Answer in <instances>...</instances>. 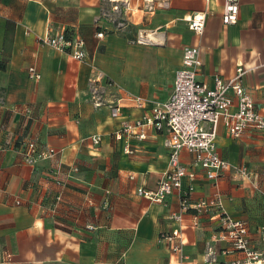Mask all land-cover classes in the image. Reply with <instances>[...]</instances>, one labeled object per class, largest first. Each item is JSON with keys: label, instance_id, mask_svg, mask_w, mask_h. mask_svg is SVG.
<instances>
[{"label": "crops", "instance_id": "crops-1", "mask_svg": "<svg viewBox=\"0 0 264 264\" xmlns=\"http://www.w3.org/2000/svg\"><path fill=\"white\" fill-rule=\"evenodd\" d=\"M199 11L206 14L200 34L187 20ZM239 12L227 25L223 0H0V264H206L218 219L186 214L184 251L175 253L161 233L174 226L169 215L180 207V192L156 203L137 191L155 188L167 170L168 133L148 125L144 140L129 137L127 152L114 131L122 119L151 109L150 102L138 106L136 97H170L186 45L200 47L198 78L209 85L217 74L230 78L246 68L242 82L264 114V0H240ZM67 31L84 39L83 60L42 42L48 33ZM30 66L39 80L28 76ZM94 84L104 103L99 107ZM107 104L120 105L121 116L111 117ZM26 134L61 152L24 163L18 149ZM217 145L253 176L226 172L210 180L183 151L182 161L197 175L184 188L193 186L192 201L221 191L228 213L248 222L251 244L258 246L264 131L236 138L221 121ZM57 161L64 165L63 185L49 177ZM71 165L78 170L67 177ZM215 246L220 253L226 243ZM218 257L230 264L243 254Z\"/></svg>", "mask_w": 264, "mask_h": 264}, {"label": "built area", "instance_id": "built-area-1", "mask_svg": "<svg viewBox=\"0 0 264 264\" xmlns=\"http://www.w3.org/2000/svg\"><path fill=\"white\" fill-rule=\"evenodd\" d=\"M239 8L240 0H223V22L227 25L236 23L239 19ZM187 20L189 27L196 33L204 32L205 13L194 12ZM120 25L123 23L120 22ZM97 35L101 37L104 32L99 31ZM42 42L70 54L77 60H83L87 55L84 39L73 35L68 36L65 32L48 33L42 38ZM200 51L198 45H186L183 49L182 65L175 71L174 89L170 97L162 101H149L145 97H136L135 101L138 106L143 107L150 102L151 109L141 118L122 119L120 127L114 131V136L117 140L124 139L126 151L130 152L129 137L144 140L148 137L146 126L152 125L157 131L165 130L168 133L166 146L169 148V165L167 170L161 175L155 188L139 187L137 191L156 203L164 202L175 190L180 192V207L169 215L174 226L170 232L161 233V239L169 245L170 249L175 253H183L185 244L183 229L186 226L184 216L193 211L194 218L210 215L218 219L212 241L207 243L206 264H225L219 261V254L230 255L235 252L242 253L243 258L232 260L230 264H264V226L257 230L260 245L254 246L251 244L248 222L233 218L228 213L224 204L225 197L221 191L192 201L193 186L189 184L187 188H184V180L186 178L195 179L197 175L182 161L183 151L191 153L194 163L201 167L210 180L216 181L226 172H231L244 179L253 176L246 165L231 163L219 151L217 137L221 121L230 135L236 138L242 137L249 131H264V114L258 111L255 100L242 82L247 72L246 68L237 67L236 73L230 78L217 74L213 84L209 85L198 78L203 63ZM28 76L39 80L41 74L35 66H30ZM91 89L94 104L98 107L103 105L98 93L99 87L94 84ZM107 105L110 108L111 117L121 116L120 105ZM92 141L94 144H99L100 135L93 136ZM18 150L22 161L30 165H35L42 158H56L61 152L57 148L40 145L38 139L29 134L21 140ZM63 166L57 161L56 165L49 170L50 179L60 185L65 183V179L60 177ZM77 170L76 165H71L66 176H70L71 172ZM60 199L61 194L58 195L57 202ZM17 203H20L19 199ZM220 241L225 242L226 246L222 247L219 253L215 244Z\"/></svg>", "mask_w": 264, "mask_h": 264}, {"label": "trees", "instance_id": "trees-1", "mask_svg": "<svg viewBox=\"0 0 264 264\" xmlns=\"http://www.w3.org/2000/svg\"><path fill=\"white\" fill-rule=\"evenodd\" d=\"M65 33H66V35H68V36H72L71 33H69L68 31L65 32ZM20 143H21V142H20ZM20 143H19V144H20Z\"/></svg>", "mask_w": 264, "mask_h": 264}]
</instances>
